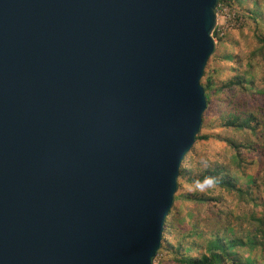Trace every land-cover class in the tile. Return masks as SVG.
<instances>
[{
    "label": "water",
    "instance_id": "1",
    "mask_svg": "<svg viewBox=\"0 0 264 264\" xmlns=\"http://www.w3.org/2000/svg\"><path fill=\"white\" fill-rule=\"evenodd\" d=\"M218 1L0 0V264H153Z\"/></svg>",
    "mask_w": 264,
    "mask_h": 264
},
{
    "label": "trees",
    "instance_id": "2",
    "mask_svg": "<svg viewBox=\"0 0 264 264\" xmlns=\"http://www.w3.org/2000/svg\"><path fill=\"white\" fill-rule=\"evenodd\" d=\"M234 1L236 0H219L218 5L225 3L232 6ZM257 6V3H253V10L246 8L253 21L259 16L255 10ZM255 39L254 51L250 52L246 58L250 65L258 55L261 58L264 57V36ZM217 57H213L212 62H215ZM223 59L229 61L233 58L225 56ZM238 61L241 62V60ZM207 66L201 80L207 98L205 112L208 113L209 105L212 102L221 101L222 95L229 91L236 89L254 92L246 88L247 76L237 74L227 81L216 82L213 81L212 75L217 73V69L211 64ZM257 110L258 114L229 113L228 117L224 119V123L218 127L238 131L246 130L255 138V141L250 144L235 142L228 138L219 140L223 145L229 146L235 154L236 164L233 169L236 171L234 175L237 177L231 176L232 173L219 166L195 175L190 168V164L195 161V149L192 147L187 154L177 181L180 192L175 195L173 206L166 219L160 248L175 253L177 264H264V163L260 164L259 160V157L264 156V153L257 146V141L264 139V108L260 107ZM203 119L204 117H202V121ZM204 127L203 129H207ZM200 133L201 130L196 137L197 142L209 141L213 138L211 134L200 135ZM205 177H212L214 179L212 186L215 190H220L222 194L209 196L183 191L184 184L195 187L196 182H203ZM227 198L236 200L238 203L250 202L252 209L244 214L230 215L232 221H225L221 224V227L225 225L223 232L211 231L207 234L206 230L199 227L200 223L195 221L196 207L198 205L212 206L217 211L208 209L207 214L209 218H216L223 213L220 211L226 206ZM183 214L189 215L193 223L185 225L186 219L182 218ZM192 215L194 216L192 217ZM172 231L178 233V245L166 249L167 238L172 234Z\"/></svg>",
    "mask_w": 264,
    "mask_h": 264
},
{
    "label": "rangeland",
    "instance_id": "3",
    "mask_svg": "<svg viewBox=\"0 0 264 264\" xmlns=\"http://www.w3.org/2000/svg\"><path fill=\"white\" fill-rule=\"evenodd\" d=\"M253 3L258 4L255 10L259 15L254 21L250 19L246 9L252 8L253 10ZM216 15L217 26L212 33L215 49L208 61V66L211 64L217 69V73L212 75V79L216 82H223L237 74H242V76H247L246 88L254 92L235 89L222 95L221 101H215L209 105L208 113L204 112L203 114L204 119L200 135L211 134L213 138L209 141H196L194 143L193 148L195 149L196 156L195 161L190 164V168L192 173L196 175L199 172L219 166L232 173L231 176L237 177L234 175L236 171L233 169L236 164L235 154L229 146L223 145L219 140L228 138L235 142L250 144L255 141V138L246 130L238 131L218 127L224 123V119L228 117L229 113L239 115H244V113L258 114L259 111L257 109L260 107L264 108V57L261 58L258 55L251 65L246 60L248 54L254 51L255 38L264 36V0H236L232 3V6L222 3L218 5ZM218 29H221V31L218 32ZM221 33H223V37H220ZM215 56H218L217 60L212 62V58ZM225 56H231L233 59L226 61L223 59ZM238 60H241V62ZM203 127L207 129H203ZM257 144L258 148L264 153V139L257 141ZM259 160L260 164L263 165L264 156H260ZM183 191L202 193L209 196L222 194L220 190H215L213 186H206L201 190L196 186L192 187L184 184ZM179 192L178 190L177 193ZM196 209L197 216L195 217V221L200 223L199 227L202 230H206V233L209 234L211 231L223 232L225 225L221 227V224L225 221H232L230 215L244 214L252 208L250 202L238 203L236 200L227 198L226 206L220 211L223 213L216 218H209L207 214L208 209H213L212 206L198 205ZM213 210L217 211V209ZM182 218L186 219L185 225L193 223L192 218H189L187 214H183ZM177 238L178 233L172 231V234L167 238L168 244L166 245V249L178 245ZM153 264H177L175 253L162 248L158 251Z\"/></svg>",
    "mask_w": 264,
    "mask_h": 264
},
{
    "label": "clouds",
    "instance_id": "4",
    "mask_svg": "<svg viewBox=\"0 0 264 264\" xmlns=\"http://www.w3.org/2000/svg\"><path fill=\"white\" fill-rule=\"evenodd\" d=\"M213 183H214V179L212 177H205L203 182H201V181L196 182V187L198 189L203 190L206 186L211 187L213 185Z\"/></svg>",
    "mask_w": 264,
    "mask_h": 264
},
{
    "label": "built area",
    "instance_id": "5",
    "mask_svg": "<svg viewBox=\"0 0 264 264\" xmlns=\"http://www.w3.org/2000/svg\"><path fill=\"white\" fill-rule=\"evenodd\" d=\"M216 10H217V9H216ZM216 16H217V15H216ZM216 26H217V23H216ZM216 26H215V28H216ZM217 31L220 32L221 29H218ZM220 37H223V33L220 34Z\"/></svg>",
    "mask_w": 264,
    "mask_h": 264
}]
</instances>
